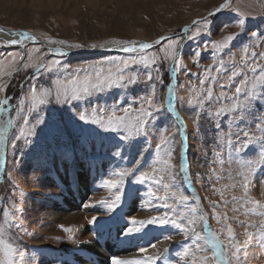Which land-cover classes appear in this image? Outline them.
I'll return each instance as SVG.
<instances>
[{"label": "rangeland", "instance_id": "1", "mask_svg": "<svg viewBox=\"0 0 264 264\" xmlns=\"http://www.w3.org/2000/svg\"><path fill=\"white\" fill-rule=\"evenodd\" d=\"M222 2L224 0H0V25L24 29L41 41L25 46L0 42V72H11L14 66L21 68L13 73L11 78L0 76V81L8 85L6 92L0 93V100L4 99L5 95L11 98V109L0 113V127L7 123L6 119L10 115L13 119L5 147L6 167L0 172V228L4 230L5 238L10 237V242L20 244L24 255L21 257L20 253H17L16 264H75L71 260L78 257L79 253L73 247L78 245L67 240L68 234L63 232L59 225L73 228L74 238L82 241L80 245L85 244L83 241L90 240L93 232L108 227L120 230V243L123 247L128 245L126 238H141L137 259L157 257L154 264H164L165 260L169 264H227L234 251L227 235L229 224L235 236L233 243L247 245L239 254V260L232 258V264H264V239L261 238V233L264 232V216L259 215L264 209L257 208L256 214H252L250 209L253 205L248 203L257 200L264 204V165L254 172L247 173L250 181L247 190L243 186V180L237 178L243 161L259 158V145H250L238 160L228 156L225 150L223 164L216 161L212 154L213 150H219L216 148V140L219 139L220 133L224 134L225 146L229 140L235 141L234 133L240 129L255 136L261 135L256 124L264 120V101L249 110L248 117L241 121L239 128L231 124L225 116L220 121L219 131L214 127L215 121H202L199 135L194 133L195 110L187 105L188 97L194 96L195 91L200 90V80L204 79L205 74L217 76L215 82L208 80L203 86L205 89L212 87L214 96H218L221 91L233 93L235 85L240 83L243 76L236 78L231 92L227 88L222 89L220 85L227 83L233 71L244 67L246 55L251 58L253 52H264V0H230V9L220 11L212 18L210 32L197 41L185 43L183 69L175 75L165 72L164 86L158 84L156 87L154 103L166 105L167 85L172 84L175 115L183 120L187 130L185 164L189 169L187 175L191 181L190 186L182 185L168 190L163 187L164 184L172 182L168 165L174 164L178 169L180 161L179 147L171 160L165 151L157 152L155 148L160 136L173 130L174 117L168 112L160 113L153 122L151 135L148 137L140 136L131 141H121L113 133H105L96 126L84 124L73 111L75 109L76 113H79L86 109L87 114L91 116L93 106L99 105L105 108L107 118L115 103H119L121 107L131 105L133 109L139 108L142 103L147 106L146 97L153 93L151 88L143 83L146 73L140 83L127 91L112 89L87 98L83 109L80 102H74L71 106H47L45 114L48 123L37 130L34 146L22 155L21 164L14 160L21 153L13 151L11 146L15 136L20 135V129L26 128L23 116L28 114L27 107L22 113L17 111L20 98L30 92L33 83L38 89L49 87L57 75H62L49 73L33 81V67L27 70L22 68L25 63L32 65L40 60L47 63L53 59H61L49 54L44 44L49 47H64L49 43L54 40L85 46L71 50L78 51L91 49L87 46L93 43L116 46L106 42L152 41L157 37L178 32L183 26L190 25L192 20L206 16ZM241 14L248 16L244 29L213 60L211 41L238 31L236 23ZM252 33H256L260 38H253ZM206 41L209 42L207 51L203 50ZM164 47L166 42L150 50V54L159 52L163 57L164 52L161 49ZM196 49L201 50L198 60L194 57ZM106 56L119 57L126 54L114 51H83L69 53L62 59L64 64L74 70ZM256 62L264 63V58L257 57ZM213 64L215 67L209 68ZM163 67H167V64ZM220 68L222 71L217 72ZM188 73H200V76ZM223 106L226 104L210 103L205 107L207 111L214 112ZM117 115H123L119 108ZM254 116L260 119H254ZM36 118L38 117L35 115L30 116V124L34 123ZM146 147L148 149L145 151ZM118 149L121 150L122 156L114 155ZM205 151L207 155L204 154ZM137 160L141 161L139 165H136ZM37 164L42 165L45 171H34ZM134 166L136 176L147 172L153 175V181L141 185L133 182L135 177H129L125 180L122 204L109 210L107 203H111L115 198V190L105 187L104 182L109 179L119 180L118 173ZM34 176L39 177V180H34ZM156 180L161 183L157 185ZM78 182L85 184L82 204L68 206ZM173 191L175 196L171 195ZM21 193L25 197L23 201ZM49 193L52 195H47ZM181 195L189 197L187 205L177 203ZM160 196H165L166 203L172 205L175 211L172 207L165 209V201L158 199ZM193 197H199V200H194ZM100 201L106 203L100 204ZM91 204L96 206L85 207ZM20 207L24 209L23 214L18 211ZM192 207H197L195 216L190 212ZM5 210L9 212L8 219L15 221L11 230L5 223ZM165 211L178 221L181 219L180 213H185L186 227L188 219L196 220V230L211 241V236L204 232L206 220L209 230L215 233L225 248V260H203L204 257L212 256L211 243H205V239H201L200 248L197 249L191 240L185 243V236L169 225H148L139 232L124 234L125 229L133 227L128 223L132 218L148 220L153 216L163 215ZM93 216H97L96 222L88 224L87 221ZM201 216H204L205 220H201ZM245 229L252 233L251 237L246 234ZM52 236H60L61 242L50 239ZM165 236L170 239L166 240ZM140 248L145 251L140 252ZM185 248L188 250L187 256L184 254ZM161 256L163 259H160ZM2 261L3 253L0 251V262Z\"/></svg>", "mask_w": 264, "mask_h": 264}, {"label": "snow or ice", "instance_id": "2", "mask_svg": "<svg viewBox=\"0 0 264 264\" xmlns=\"http://www.w3.org/2000/svg\"><path fill=\"white\" fill-rule=\"evenodd\" d=\"M230 0H224L223 3H220L218 7L214 10L209 11L206 16L194 19L191 21L190 25H185L176 33H171L168 36H160L159 39L153 41L152 43L147 42H135V41H110L106 43H112L118 45L116 49H108L109 51H119L126 56H106L102 59L92 61L90 63L84 64L80 67L70 69L68 65L63 63V57H66L72 49H81L85 47L81 44H66L65 41H54L50 40V44H59L64 45V47H49L48 53L54 56H58L61 59H53L47 63L43 60L34 62L32 65L27 63L22 65L24 70H27L29 67H33V74L31 79L35 81L41 75H47L49 73H57L62 75H57L56 79L51 81V86L37 88V85L33 83L31 85V90L28 94L23 95L19 100L18 112H23L24 108L27 107V115L23 116L24 125L26 128L20 129V135H16L15 139L11 141L12 150H17L21 153L19 157H15V162L22 163V155L26 154V150L30 151L34 146V137L38 134V129L48 123L47 115L45 110L50 104L57 105H73L74 102H80L82 109L84 108L83 104L89 97L96 96L97 94L106 93L112 89H120L127 91L131 87L137 85L141 82L142 77L146 73V79H143V83L146 86H149L152 90L153 95L146 97L147 106H144L142 103L139 108L133 109L131 105L127 107H121L119 103H115L112 106V111L105 118V108L99 105L93 106V112L91 116L87 114V110L84 109L79 113H76L78 119L84 124H91L96 126L98 129L103 130L105 133L115 134L121 141H131L137 137L145 136L148 137L151 135L150 128L153 125V122L162 112H168L174 117V123L172 125V131L168 132L166 135H161L159 143L155 145L157 152L165 151L169 160H171L176 152V148H180V161L178 169L174 164H169L170 170V179L171 184H164L163 187L168 190L169 188H179L182 185H191V181L188 178V167L185 164V156L187 150L185 147V141L187 138V130L184 127L183 120L175 115L174 106L172 103V84L169 83L168 87V99L166 105H158L154 103V95L156 92V87L159 84L164 86V74L165 72L170 75H175L180 70L183 69L182 56H183V47L187 41H197L202 36L210 32V25L212 23V18L220 11L230 9ZM248 16L243 14L240 15L236 27L238 31L232 32L229 35L223 36L222 39L211 41V50L212 58L215 60L218 54H220L224 49H226L231 42L242 32L244 29L246 19ZM195 29V30H193ZM18 36V39H12L7 42V45H21L24 41H30L36 43L35 37L27 31H20L15 33ZM253 38L259 39L260 37L256 33H252ZM166 42V47L161 49L164 52L163 57L159 55V52H153L150 54V50L156 48V46L161 45ZM6 45V46H7ZM91 49H104L105 44H90L87 46ZM209 42H205L204 49L208 50ZM31 56V53H29ZM201 56V50L196 49L194 51V57L198 60ZM257 57L264 58V52H253L251 58H248L247 55L244 58V67L237 71H233L232 74L228 77L227 83L221 84L222 89L227 88L231 92L233 82L237 77L243 76V79L239 84L235 85V91L231 94L228 92L221 91L218 96H214L212 87L205 89L203 86L208 80L215 82L217 76L210 74H205L204 79L200 80L201 88L198 91H195L194 96H189L187 99V105L195 110L196 119L194 120V133L199 135L201 133L202 121H215V129L217 131L221 128L220 121L227 116L231 124L239 128L242 125L241 121H245V118L248 117L249 110L255 108V105L260 101H264V63L256 62ZM15 60L16 57H13ZM167 64V67L163 65ZM223 65V61H221ZM251 65V67H248ZM107 66V67H105ZM215 67V64L209 66V68ZM20 67H12L11 72H0V76L12 77L13 73L20 71ZM222 71V68L217 69V72ZM251 73L249 76L248 73ZM193 76H200V73H188ZM8 85L0 81V93H5ZM206 92V95H205ZM210 103H225L226 106L217 108L214 112L207 111L206 105ZM120 109L123 112V115H117V109ZM11 109V98L5 95V98L0 100V113L7 112ZM99 113V114H97ZM37 116L34 123L30 124V116ZM264 115V114H262ZM254 119H260L255 117ZM13 124V119L11 115L7 121V124L4 127H0V169L6 167V152L5 148V134L8 131V126ZM244 124V123H243ZM264 120H260L256 124V127L259 128L261 135L255 136L250 134L247 131H237L234 133L236 136L235 141L229 140L225 146L223 140V133H220V137L216 140V148L219 149L213 150V155L216 158V161L223 164L225 162L224 154L225 150L228 156H233L237 160L242 157V154L247 150L250 145H259L258 148V159L257 160H245L240 164L242 169L237 173V178L243 180V186L245 190L248 189L250 181L248 180L247 173L254 172L258 167L264 165ZM241 132L243 134L241 135ZM179 137V139H177ZM23 141V143H21ZM148 147L144 150L146 151ZM207 155V151L204 153ZM115 156H122L121 150H117L114 153ZM143 155V153H141ZM140 160L136 161V165L140 164ZM231 163L232 161H228ZM133 168H128L127 170L118 173L120 176L119 180H106L104 182L105 187L110 190H115V198L111 203H107V208L109 210L116 209L122 204L123 195L125 191V180L129 177H135L134 183L145 184L153 181V175L144 172L139 176H136V171ZM45 171L44 167L40 164H37L34 168V171ZM34 180H39V177H33ZM155 183L159 185L160 180H156ZM153 196L155 193H151ZM47 195H52L51 193ZM172 196H175L176 193L173 191ZM22 201L25 199L24 194L21 193ZM160 201H165L164 208L168 209L170 207L175 208L172 205L166 203V197H158ZM194 200H199V197H193ZM189 202V197L187 195H181L177 203L180 205H187ZM100 204H105V201H100ZM253 207L250 209L252 214H256V209H264V204H261L257 200L248 201ZM95 204L85 205V207H95ZM15 207V205H14ZM18 211L23 214V207H20ZM190 212L193 216L197 213V207H192ZM259 215L264 216V212L259 213ZM5 223L8 224L9 230H11L12 225L15 223L14 220L8 219L9 212L5 210ZM186 214L181 212V219L178 221L173 216L169 215L167 211L163 215L153 216L148 220H136L132 218L128 221L130 227L125 229L124 234H132L139 232L141 229L148 225H157L164 226L169 225L181 232L186 240L192 241L197 249L200 248L199 241L205 239L199 231L196 230V220L188 219L187 227L184 222ZM201 220H205L204 216L200 217ZM217 219L219 217L217 216ZM227 219V217H225ZM97 220V216L91 217L87 221L88 224H94ZM139 225L140 227H135ZM18 228L20 225H16ZM251 226V225H250ZM61 230L67 233V240L71 241L75 245H80L82 241L77 240L73 236V228L65 227L64 225H59ZM204 232L211 236V241L205 239V243H211L213 253L211 257H204L203 260H216L217 262H222L225 260V248L221 242L217 239L215 233H212L208 225L204 223ZM245 232L248 236H252V233H248L247 229ZM96 233L93 232L90 240L83 241V243L90 242L93 238L96 237ZM227 235L229 238V244L234 248L232 252V258L239 260V254L246 249V243H233L235 240L234 232L232 226L229 224L227 227ZM166 240L170 239L169 236L164 237ZM261 238L264 239V232L261 233ZM10 237L5 238L4 230L0 228V251L3 253V261L0 264H16L15 257L17 253H20L21 257L24 253L20 250L19 243L10 242ZM50 239L61 242L62 238L60 236H52ZM155 247V245H153ZM140 252H144V248L139 249ZM167 251V249H165ZM184 254L187 256L188 250L185 248ZM232 258L227 260V264H232ZM157 257L149 256L144 260L141 259H120L117 256H112L110 258V264H154ZM160 259H163L161 256ZM164 264H169L167 260L164 261Z\"/></svg>", "mask_w": 264, "mask_h": 264}, {"label": "bare ground", "instance_id": "3", "mask_svg": "<svg viewBox=\"0 0 264 264\" xmlns=\"http://www.w3.org/2000/svg\"><path fill=\"white\" fill-rule=\"evenodd\" d=\"M20 31H26V30L0 25V42L7 44V42L12 39H18L19 37L16 36L15 33H18ZM34 37L35 39H38L36 36ZM28 43H32V42L24 41L20 46H25ZM36 43L38 42L36 41ZM108 47L118 48V45L116 46L106 45L105 48ZM5 147H6V141H5ZM84 186L85 184L83 185L82 183L78 182V184L74 188L73 195L69 201L68 206H71L73 204L76 205L82 204V200L85 193ZM96 234H97L96 237L93 238L90 242L82 244L78 247H73L74 250L77 251L79 254L78 257L72 259L71 261H73L75 264H110V258L112 256H117L120 259H126V260L134 259V258L137 259L139 257L137 249L142 242L141 238H137V237H131L129 239L126 238L128 245L127 246L124 245L125 247H123L120 243L121 233L120 230L118 229L116 230L115 228H111V227L103 228L99 232H96Z\"/></svg>", "mask_w": 264, "mask_h": 264}, {"label": "water", "instance_id": "4", "mask_svg": "<svg viewBox=\"0 0 264 264\" xmlns=\"http://www.w3.org/2000/svg\"><path fill=\"white\" fill-rule=\"evenodd\" d=\"M223 3V2H222ZM184 27V26H183ZM182 27V28H183ZM166 36H168V35H166ZM157 39H159V37H157L156 39H154V40H152V41H143V42H147V43H152L153 41H155V40H157ZM36 41L38 42V43H40L41 41L39 40V39H36ZM135 42H140L139 40L138 41H135ZM44 46H45V48L46 49H48L49 47L47 46V45H45L44 44ZM108 49H116V48H112V47H108V48H104V49H100V48H97V49H82V50H78V51H71L70 53H76V52H83V51H103V52H109V50ZM114 52H119V51H114Z\"/></svg>", "mask_w": 264, "mask_h": 264}]
</instances>
